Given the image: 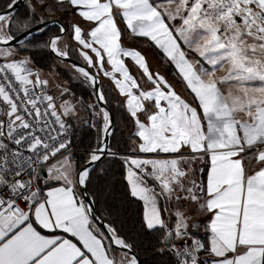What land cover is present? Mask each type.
I'll return each instance as SVG.
<instances>
[{
	"label": "snow or ice",
	"instance_id": "1",
	"mask_svg": "<svg viewBox=\"0 0 264 264\" xmlns=\"http://www.w3.org/2000/svg\"><path fill=\"white\" fill-rule=\"evenodd\" d=\"M38 2L46 11L67 3L89 26L72 24L69 36L78 45L72 51L87 68L71 67L94 86L102 73L125 97L136 127L132 154L123 157L126 180L131 197L143 202L146 229L160 234L159 251H168L174 264H264V0ZM27 7L23 20L0 12V44L6 45L0 48V264H140L115 228L105 224V232L94 223L88 193L78 191L104 155L117 154L102 139L78 167L66 138L64 118L75 112L63 100L68 89L57 85L59 95L49 94L42 70L31 57L18 56L28 48L36 14L31 2ZM48 22L58 23L41 17V24ZM125 31L162 51L191 101L151 72L139 50L123 45ZM59 33L68 29L61 24ZM61 40L56 35L43 46L64 60L71 45L61 47ZM97 99L106 102L102 90ZM93 115L109 135V112ZM197 161L204 167H192ZM44 164L49 175L41 185ZM197 173L200 179L189 180ZM161 198L194 205L205 220V239L193 234L200 225L186 211L177 208L174 223L165 219Z\"/></svg>",
	"mask_w": 264,
	"mask_h": 264
},
{
	"label": "trees",
	"instance_id": "2",
	"mask_svg": "<svg viewBox=\"0 0 264 264\" xmlns=\"http://www.w3.org/2000/svg\"><path fill=\"white\" fill-rule=\"evenodd\" d=\"M10 3L11 0H0V11L5 10ZM27 5L28 2L25 0L13 12L17 19L27 18ZM40 19V15L36 11L32 27L38 24ZM59 19L67 27L65 19L63 17ZM56 34H59L57 24L44 27L42 32L37 31L27 38V50L20 49L18 54L31 57L34 68L40 69L42 72L55 71L66 81L67 89L73 95L78 107L76 117L66 118L72 135L70 147L73 152L71 157L77 166L81 167L89 159V153L97 148L102 140L103 120L93 115V112H99L101 107L95 97L93 85L76 71L61 67L56 56L43 46ZM62 39H64V44L71 45L69 57L84 63L78 52L72 51L76 47L71 42L69 33H65ZM142 39L149 44L155 55L162 56L161 51L150 40ZM16 47L19 48V45ZM169 66L174 71V79H179L175 68L171 64ZM100 90L106 97V102H104L112 112L114 119V129L109 146L111 151L119 155L116 157L105 155L94 165L91 181L85 186L86 191L92 199L99 217L106 224L115 228L119 236L132 245V250L140 256L141 264H174L173 257L168 251H159L163 247L158 242L160 234L146 229L143 221V202L131 197L129 192L123 157L129 153V133L132 130V123L122 98L103 79L100 80ZM90 104L94 106L92 109L88 107ZM102 169L103 171H101ZM199 176L201 178L202 174L199 173ZM194 235L202 240L205 239L204 230Z\"/></svg>",
	"mask_w": 264,
	"mask_h": 264
},
{
	"label": "rangeland",
	"instance_id": "3",
	"mask_svg": "<svg viewBox=\"0 0 264 264\" xmlns=\"http://www.w3.org/2000/svg\"><path fill=\"white\" fill-rule=\"evenodd\" d=\"M27 2H28V4L31 2L36 7V11L40 15V18L42 17L44 20H46L48 18H52V17H58V18L63 17L68 24V27H67L68 33L71 32V28H72L73 23L81 24L77 15L75 14L74 10H69V6L67 5V3H64V5L62 7L56 8L55 11H46V10H42L40 8L38 0H27ZM48 3H49V5H52L53 7H55V0H48ZM120 26L122 29L124 28L123 24H121ZM62 41H64V39ZM62 41H61V43H62ZM71 42H73V40H71ZM62 45H64V42L60 46L62 47ZM123 45L127 48H130V49L139 50L145 56L151 72H153V73L159 72L160 75L164 76L168 80V82L173 85L175 90L183 98L191 101L192 97L189 94V90L186 89V87L184 86V84L182 83V81L180 79H174V71H172V69L169 66L171 63L166 60V58L164 57L161 50L160 51H161L162 56L155 55L154 52L152 51V49L150 48L149 44L144 39H142L140 37H134L127 31L124 32ZM74 46L76 47L75 44H74ZM126 63L128 64L130 71H132V69H133L132 67H135V66L132 65V62L130 61V59H126ZM58 64L65 69L74 70L70 64L63 62L59 59H58ZM135 68L137 70V67H135ZM173 68H174V66H173ZM136 70H135V76L138 74L139 79L146 80V78H142L141 73L139 71H136ZM92 71L95 74H97L96 69H92ZM136 72H138V73H136ZM43 73H44L43 78L49 79V89H50L51 95H53V96L59 95V92L62 89H58L57 85H61L63 88H68L66 81L61 76H59L55 71H51V72L43 71ZM98 77L100 78V80L103 79V81L105 83H107L108 85H110L111 89H113L110 79L104 77L102 73H99ZM149 87H150V85L147 88H149ZM114 92L116 93L115 90H114ZM117 95H119V94H117ZM121 98H122V101L124 104L125 103L124 102L125 97L121 96ZM63 100H68L73 105H75V112L71 116L76 117V114L78 112V107H77V102L73 99V95L70 94L68 91V93L63 96ZM60 103H61V101L58 100L57 104H60ZM124 106H125V104H124ZM66 118L67 117H65L64 119H66ZM102 135H103V132H102ZM128 155H129V153H128ZM168 206L172 207V205H170V204ZM184 206H185V209H188L190 213H193V210H192L193 205H191L189 203H185ZM200 232H203V231H200ZM193 233L195 234L198 232H193Z\"/></svg>",
	"mask_w": 264,
	"mask_h": 264
},
{
	"label": "crops",
	"instance_id": "4",
	"mask_svg": "<svg viewBox=\"0 0 264 264\" xmlns=\"http://www.w3.org/2000/svg\"><path fill=\"white\" fill-rule=\"evenodd\" d=\"M77 17H78V16H77ZM78 19H79V21H80L82 27H85V28L88 27L86 24H84V22L80 19V17H78ZM67 27H68V24H67ZM67 27H66V28H67ZM67 29H68V28H67ZM62 40H63V39H62ZM62 40H61V41H62ZM63 42H64V41H62L61 44H63ZM73 43L76 45V48H77L78 45L76 44V42L73 41ZM4 47H6V46H0V48H4ZM18 56H22V55H19V54H18ZM132 68H133V69H132L131 73L135 76V70H136V68H135V67H132ZM136 71H138V69H137ZM136 73H138V72H136ZM136 77H137L138 81L141 83V86H142L143 88L146 89V88L150 85L146 80H141V79H139V75H138V74L136 75ZM143 81H144V82H143ZM111 85H112L113 89L116 91V93L119 94L118 90L114 87V84H113L112 82H111ZM119 95H120V94H119ZM120 96H121V95H120ZM122 97H123V96H122ZM124 100H125V99H124ZM124 102H125V101H124ZM124 104H125V103H124ZM125 108H126V107H125ZM126 112H127V115H128V117L130 118L131 123H132V130H131V132L129 133V155H131V154H132V150H133V148L135 147V145L133 144V140L136 139L135 136H134V133H135V131H136V127H135L134 119L131 117V115L128 113L127 110H126ZM141 119L143 120V119H144V116H141ZM68 154H69L68 152H64V153H62V155H68ZM187 154H188V153L186 152L185 155H187ZM140 155L143 156V155H145V154H140ZM59 158H60V157L58 156L57 159H59ZM71 158H72V157H71ZM72 160L74 161V159H72ZM76 165H77V164H76ZM192 167L199 169V168H201V167H204V164H203L202 161H197L195 164L192 165ZM46 169H47V164H45V165L42 167V172H41V175H40V180L37 181V183H39V184H41V185H43V183H44V178H45L46 176L49 175V173L46 171ZM193 178L200 179L199 173H197V176H196V177H192V176H190V177H189V180H191V179H193ZM78 191L81 192L80 188L78 189ZM160 203H161L162 207H164V208L167 209V211L164 212V218H165V219H168L170 223H174V213H175V211L177 210V208H180L181 210L186 211L187 214H188L190 217H192V220H193L194 223H197V224L200 225L199 230H197V229H192V232H200V231H203V230H204L203 225H204V223H205V220L203 219V217L199 214L198 211H193V213H190L188 209H185V206H184L185 203L178 204L176 201H167V202H166V201H164L162 198H161V200H160ZM169 204L172 205V207L168 206ZM174 204H175V205H174ZM191 205H192V204H191ZM193 208H194V205H193ZM143 213H144V208H143ZM170 213L173 214V215H170ZM94 223H95V222H94ZM58 234H59V233H58ZM196 237L199 238L198 236H196ZM116 256H117V259H119L121 256H123V252L120 251V250H117V252H116Z\"/></svg>",
	"mask_w": 264,
	"mask_h": 264
},
{
	"label": "water",
	"instance_id": "5",
	"mask_svg": "<svg viewBox=\"0 0 264 264\" xmlns=\"http://www.w3.org/2000/svg\"><path fill=\"white\" fill-rule=\"evenodd\" d=\"M25 0H17V3L13 6V8L12 9H8V7L5 9V10H3V11H0V12H6V11H11L12 13L24 2ZM52 19H55V20H57L58 21V23H51V22H48V23H44V24H41L40 22L38 23V24H36L35 26H33L32 27V34L33 33H35V32H37V29H40V28H44V27H46V26H48V25H50V24H57L58 26L59 25H64V23L58 18V17H52V18H48V19H46L45 21H51ZM65 26V25H64ZM66 27V26H65ZM65 34V33H64ZM64 34H56V35H64ZM56 35H54V36H56ZM53 37V36H52ZM11 43V42H10ZM0 46H6V45H3V44H0ZM55 55V54H54ZM57 59H59L58 57H56ZM59 60H61V59H59ZM61 61H63V62H66V63H68V64H70V65H72L73 63H75V64H77V65H79V66H81V67H86L87 68V65H85L84 63H81V62H78V61H76V60H74V59H71L70 57H68V58H66V59H64V60H61ZM90 71L93 73V74H95L93 71H92V69H90ZM98 79H99V83L97 84V85H93V88H94V94H95V97H96V99H97V91L98 90H100V78L98 77ZM97 101H98V104H99V106L101 107V108H103L104 110H106V111H108L109 112V115H110V119H111V126H110V128H109V135H107V136H105L104 135V133H103V136H102V139L109 145L110 144V137H111V134H112V132H113V129H114V119H113V115H112V112L110 111V109H109V107L105 104V102L104 101H99L98 99H97ZM105 156V155H104ZM88 161V160H87ZM86 161V162H87ZM86 162H85V164L84 165H82L81 167H83V166H85L86 165ZM41 172H42V167H40V171H39V176L41 175ZM80 190H81V192H85L86 191V188L85 187H80ZM87 192V191H86ZM87 199L92 203V207H93V209H94V212H93V219H94V222L98 225V226H100V228H101V230H104L105 232H106V230L104 229V225L106 224L100 217H99V215L97 214V212H96V210H95V207H94V204H93V202H92V199L90 198V196L88 195V197H87ZM120 251H122V250H120ZM123 252V251H122ZM129 255L131 256V255H135L137 258H138V260H139V262H140V264H141V260H140V256L136 253V252H134L132 249H131V252L129 253Z\"/></svg>",
	"mask_w": 264,
	"mask_h": 264
},
{
	"label": "built area",
	"instance_id": "6",
	"mask_svg": "<svg viewBox=\"0 0 264 264\" xmlns=\"http://www.w3.org/2000/svg\"><path fill=\"white\" fill-rule=\"evenodd\" d=\"M37 92H39V89H37ZM49 94H50V89H49ZM66 138H67V139H70L71 142H72V135H71L70 129H69V131H68V134H67ZM69 152L72 153L73 150L70 148V149H69ZM116 154H117V153H116ZM117 155H119V154H117ZM125 156H128V154H125ZM44 165H45V164H44ZM44 165H42V166H40V167H43ZM25 178H27V177H25Z\"/></svg>",
	"mask_w": 264,
	"mask_h": 264
}]
</instances>
